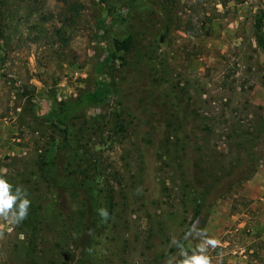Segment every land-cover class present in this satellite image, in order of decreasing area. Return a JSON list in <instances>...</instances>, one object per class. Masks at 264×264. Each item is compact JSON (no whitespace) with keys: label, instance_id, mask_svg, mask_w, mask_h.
I'll use <instances>...</instances> for the list:
<instances>
[{"label":"rangeland","instance_id":"rangeland-1","mask_svg":"<svg viewBox=\"0 0 264 264\" xmlns=\"http://www.w3.org/2000/svg\"><path fill=\"white\" fill-rule=\"evenodd\" d=\"M258 21L264 39V0H6L0 174L31 207L0 221V264H165L245 207L264 164Z\"/></svg>","mask_w":264,"mask_h":264},{"label":"crops","instance_id":"crops-1","mask_svg":"<svg viewBox=\"0 0 264 264\" xmlns=\"http://www.w3.org/2000/svg\"><path fill=\"white\" fill-rule=\"evenodd\" d=\"M243 196L244 208L230 202L201 225L217 242L207 249L211 264H264V164L247 180ZM200 242L198 237L190 239L183 250L191 256ZM180 251L175 260L183 258Z\"/></svg>","mask_w":264,"mask_h":264},{"label":"clouds","instance_id":"clouds-1","mask_svg":"<svg viewBox=\"0 0 264 264\" xmlns=\"http://www.w3.org/2000/svg\"><path fill=\"white\" fill-rule=\"evenodd\" d=\"M13 187L3 176H0V221L7 222L13 226H19L28 218L31 200L28 198L27 190L23 186H15V191H13ZM97 214L102 221L106 222L109 219L107 208L101 207L97 209ZM194 235L201 242L197 246V249L193 251V254L189 256L181 247L180 255L183 258L175 260V258L169 257L165 264H211L210 258L206 254L207 249L209 245L215 246L217 242L207 237L203 230L198 229ZM3 237L4 232L0 230V239Z\"/></svg>","mask_w":264,"mask_h":264},{"label":"trees","instance_id":"trees-1","mask_svg":"<svg viewBox=\"0 0 264 264\" xmlns=\"http://www.w3.org/2000/svg\"><path fill=\"white\" fill-rule=\"evenodd\" d=\"M5 4H6V0H0V10L2 9L3 6H5ZM64 26H67L66 23H64ZM256 26H257L256 27L257 28L256 31H257V36H258L259 30H260L259 21L257 22ZM65 28L64 27L57 28V29H55V31H56L57 34L60 35V34H63L64 31L66 32ZM39 30H42V29H39ZM258 37H259L258 41L259 42H263V40H264L263 36L259 35ZM105 92H106V84L104 82L99 81V84H98V86L96 87V89L94 91L95 98L97 100H103L106 97ZM53 99H55V98L53 97ZM57 121L61 122L62 125L65 124L64 120L62 118H58ZM64 132H65V134L68 135V131L67 130H65ZM0 176H2V175L0 174ZM199 213H200V211H198V209H197L194 214L198 215Z\"/></svg>","mask_w":264,"mask_h":264}]
</instances>
